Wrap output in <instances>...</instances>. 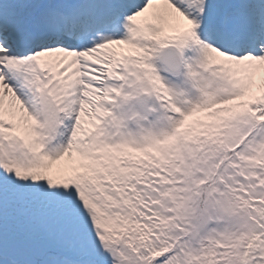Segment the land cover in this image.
Wrapping results in <instances>:
<instances>
[{
  "label": "snow or ice",
  "instance_id": "snow-or-ice-1",
  "mask_svg": "<svg viewBox=\"0 0 264 264\" xmlns=\"http://www.w3.org/2000/svg\"><path fill=\"white\" fill-rule=\"evenodd\" d=\"M0 264H264V0H0Z\"/></svg>",
  "mask_w": 264,
  "mask_h": 264
}]
</instances>
